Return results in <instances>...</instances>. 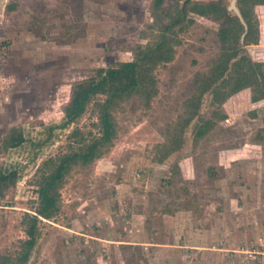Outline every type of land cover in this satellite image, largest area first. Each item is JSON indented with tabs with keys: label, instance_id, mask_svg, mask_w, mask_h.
I'll return each mask as SVG.
<instances>
[{
	"label": "rangeland",
	"instance_id": "374dc122",
	"mask_svg": "<svg viewBox=\"0 0 264 264\" xmlns=\"http://www.w3.org/2000/svg\"><path fill=\"white\" fill-rule=\"evenodd\" d=\"M186 1L0 0V171L18 173L0 196V264L24 254L44 162L101 136L96 99L61 126L74 87L135 59L168 24L165 11ZM190 1L217 3L230 18L189 14L173 60L153 71L157 95L114 106V142L72 167L60 211L41 218L24 264H264V0ZM234 6L249 13L257 44L245 43ZM233 47L241 54L230 74L242 67L249 84L211 88L196 113L201 78ZM13 128L25 137L19 146Z\"/></svg>",
	"mask_w": 264,
	"mask_h": 264
},
{
	"label": "trees",
	"instance_id": "16d2710c",
	"mask_svg": "<svg viewBox=\"0 0 264 264\" xmlns=\"http://www.w3.org/2000/svg\"><path fill=\"white\" fill-rule=\"evenodd\" d=\"M245 3V0H239ZM156 6H162L163 0H155ZM196 13L201 16H212L218 20L230 18L228 9L217 3H192L187 0L183 6L177 5L172 11H165L166 17L170 20L164 26L154 42L145 48L136 51L135 59L127 61L117 68H100L98 77L90 82L78 83L72 92L70 102L65 108V117L62 127H67L77 121L87 110L88 106L96 99L99 110V128L101 136L86 144H82L77 150L66 153L58 158H50L44 162L41 168L40 178L37 181L38 204L30 217V226L27 230L28 239L25 242V251L19 264L26 263L33 250L37 247L41 232L39 222L41 218L52 219L60 211L59 187L63 183L67 174L76 164L89 165L96 159L104 155L114 142L118 133V123L113 113V108L119 102L137 94L147 101L155 97L158 93L157 81L153 75L154 69L161 64L173 60L175 55V44L177 43V31H183L188 25L194 22L189 16ZM248 28L239 23L246 33L245 43L257 44L258 39L252 30V23L249 13L242 10ZM231 30L224 25L220 30V37L227 42L230 39ZM241 37V36H240ZM239 38V42H240ZM241 54V50L233 47L226 49L219 60L214 64L210 74L201 78L200 98L190 100V104L195 107V112H199L203 97L211 88H227L233 84L231 92H237L247 87L249 84L247 75L242 67L231 75L232 64ZM256 70L252 71V76ZM104 96L105 98H98ZM226 118V116H223ZM191 120H188V124ZM208 124L200 125L196 131V137L205 135ZM25 137L17 128L12 129L11 145L19 146L24 143ZM182 140L176 136L168 146L167 151L172 153L181 147ZM18 178L17 171H0V196L3 189L8 187ZM3 264H12V259H4Z\"/></svg>",
	"mask_w": 264,
	"mask_h": 264
},
{
	"label": "water",
	"instance_id": "95a60500",
	"mask_svg": "<svg viewBox=\"0 0 264 264\" xmlns=\"http://www.w3.org/2000/svg\"><path fill=\"white\" fill-rule=\"evenodd\" d=\"M233 8H235V10L238 12L240 18L242 19V21L245 23V20H244L242 14L240 13V11L235 6Z\"/></svg>",
	"mask_w": 264,
	"mask_h": 264
}]
</instances>
